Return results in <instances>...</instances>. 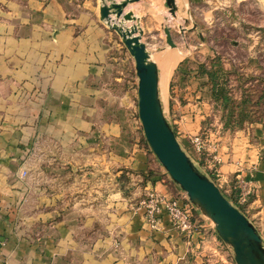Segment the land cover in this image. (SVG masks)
Here are the masks:
<instances>
[{
  "label": "crops",
  "instance_id": "0c3cea01",
  "mask_svg": "<svg viewBox=\"0 0 264 264\" xmlns=\"http://www.w3.org/2000/svg\"><path fill=\"white\" fill-rule=\"evenodd\" d=\"M101 1L0 0V264H190V253L204 243L196 230L189 235L175 230L164 210L151 227L138 207L150 192L172 198L180 190L124 132L130 128L127 117L112 110L107 86L112 33L99 19ZM200 2L175 0L177 11L180 4ZM128 11L139 20L143 42L159 31L165 44L166 0H140ZM173 52L180 51L151 58L159 70L162 105L167 101L169 115L181 120L174 121L178 127L170 122L180 142L200 128L210 107L197 88L207 78L189 72L184 56L161 87L162 56ZM210 135L220 162L214 167L207 156L201 171L210 178L207 171L215 169L224 186L232 178L237 184L243 180L264 204L261 126L233 132L220 127ZM49 159L58 160V222L46 237L26 238L16 226L22 205H43L35 200L42 190L28 167ZM76 168L97 177L100 187H84Z\"/></svg>",
  "mask_w": 264,
  "mask_h": 264
},
{
  "label": "rangeland",
  "instance_id": "374dc122",
  "mask_svg": "<svg viewBox=\"0 0 264 264\" xmlns=\"http://www.w3.org/2000/svg\"><path fill=\"white\" fill-rule=\"evenodd\" d=\"M178 9L174 20L165 21L166 25L171 26L175 49L180 51L173 52L178 56L176 63L184 56L182 59L188 63L189 72H194V75L198 76V63L208 65L211 60L219 57L224 67L231 71L229 76L235 81V95L238 97L239 92L244 89L246 96H249L250 102L247 111L254 117L252 120H256L253 123H247L244 127L261 126L260 157L264 159V106L254 105L260 89L264 88V0H201L199 4L193 6L180 4ZM179 27L185 30L180 31ZM111 33L109 39L110 71L107 81L111 93L110 105L112 110L115 108L117 115L120 113L122 118L127 117L130 128H124V132L131 135L132 141L136 139L138 147L141 146L144 153L147 152L154 159L155 157L144 139L138 118L137 77L134 61L121 43L120 38L114 32ZM159 33V31H153V34L147 36L144 41L150 56L159 55L164 50H170L166 44H163ZM163 39L165 40L164 35ZM237 76L240 77L241 83L243 82L242 89L237 88L238 84L235 80ZM181 85L183 84L177 85L178 90L184 87H180ZM174 86L172 85V91ZM197 88L202 89L210 107V113L203 118L199 129L193 131V134L187 133L186 139L180 138L179 140L180 144H184V150L194 160L197 167L203 171V167L200 166L193 154L187 136L200 134L204 131L215 133L216 129L221 126L222 110L212 101L206 83L200 82ZM163 109L170 122L178 127L174 121L180 122L181 120L178 116L169 115L165 100L163 101ZM88 168L83 167V170L90 172ZM76 170L78 171L76 173L80 175L79 182H83L84 187L86 185L88 189L93 187L92 190L100 187L97 177L92 178L91 173L86 176L81 168H76ZM114 171L115 168H112V185H115ZM161 171L165 172L163 168ZM28 172L32 175V179H35L32 183L36 187H41V196H37L35 200H42L43 205L42 207L39 206L36 201L34 203L29 202L24 207L22 205L16 226L21 236L34 239L43 238L51 234L52 224L58 222V160L51 162L49 159L45 162L32 163L28 167ZM165 176L170 180L166 172ZM125 177L128 176L125 175ZM122 182L127 184L124 179ZM252 194H254L253 201L247 205V211L264 245V204L258 192L252 190ZM79 196L80 200L85 199L83 194ZM32 209L35 210L31 211ZM195 224L196 233L202 235L204 243H201L199 248H195L194 252L190 253V264H235L231 249L219 239L213 225L198 213L195 216Z\"/></svg>",
  "mask_w": 264,
  "mask_h": 264
},
{
  "label": "water",
  "instance_id": "95a60500",
  "mask_svg": "<svg viewBox=\"0 0 264 264\" xmlns=\"http://www.w3.org/2000/svg\"><path fill=\"white\" fill-rule=\"evenodd\" d=\"M140 0L120 3L102 0L99 19L114 32L134 61L137 77V107L144 139L171 182L185 193L194 211L209 221L228 246L235 264H264V245L254 224L238 210L205 173L195 164L177 140L172 124L166 117L159 93V70L152 60L139 20L125 8ZM170 19L176 18L175 0H166ZM126 23H133L127 26ZM196 28V26H194ZM180 31H184L182 27ZM165 44L175 49L168 25L162 27Z\"/></svg>",
  "mask_w": 264,
  "mask_h": 264
},
{
  "label": "trees",
  "instance_id": "16d2710c",
  "mask_svg": "<svg viewBox=\"0 0 264 264\" xmlns=\"http://www.w3.org/2000/svg\"><path fill=\"white\" fill-rule=\"evenodd\" d=\"M230 73L231 71L224 67L218 56L211 60L208 65L204 63L197 64V75L201 77L205 76L207 78L206 85L209 88L211 99L214 101L215 105L220 106L222 110L220 118L221 130L233 132L243 129L247 123H253L256 119L252 120L254 117L247 111L250 100L249 96H246L244 89L239 92L238 97L235 95L234 88L236 87L234 86L236 85L235 81L230 78ZM234 73L238 75L237 72L234 71ZM235 80L238 84L237 88L242 89L243 82L241 83L240 77L237 76ZM254 105L264 106V88L260 89L259 96L254 101ZM174 133L177 137L179 134L177 128H174ZM201 133L205 134L207 132L204 131ZM206 157V153H203L198 157L197 162L201 167H203V162ZM207 174L212 180H216L215 169L207 171ZM237 188L236 180L235 178H232L228 185L223 186L220 191L238 210H240V212L249 218L247 205L253 201L254 194H249L245 199V202L240 204L238 202L239 190ZM195 216L196 213L192 211L191 219L194 224Z\"/></svg>",
  "mask_w": 264,
  "mask_h": 264
},
{
  "label": "built area",
  "instance_id": "2783aa9c",
  "mask_svg": "<svg viewBox=\"0 0 264 264\" xmlns=\"http://www.w3.org/2000/svg\"><path fill=\"white\" fill-rule=\"evenodd\" d=\"M187 137L189 138L190 146L196 158L206 153L214 165L219 164L220 159L217 155V147L212 142L210 132L205 134L198 133ZM24 175L25 173H22V176ZM212 181L219 189L224 186L218 172H216V180ZM237 182V187L239 189L238 202L243 204L247 196L252 193V190L243 180L238 179ZM138 207L144 211L145 220L151 227L157 225L158 217L162 210H164L168 215L171 226L178 232L189 235L196 229L191 219L194 209L188 202L185 193L181 191L178 196L172 198H166L158 193L150 192L141 200Z\"/></svg>",
  "mask_w": 264,
  "mask_h": 264
},
{
  "label": "bare ground",
  "instance_id": "6f19581e",
  "mask_svg": "<svg viewBox=\"0 0 264 264\" xmlns=\"http://www.w3.org/2000/svg\"><path fill=\"white\" fill-rule=\"evenodd\" d=\"M156 13V12H155ZM170 20V18H169ZM177 57L176 54L174 53H167L164 54L162 56V58H164V61H162L163 69L161 71V76H160V85L161 87H163L164 85H166V82L169 78L170 72L172 70V68L174 67V64H176L177 61ZM157 58V57H156ZM160 59V58H159ZM161 63V62H160ZM161 66V65H160ZM161 70V69H160ZM166 87V86H165ZM160 88V87H159ZM161 89V88H160ZM163 89V88H162Z\"/></svg>",
  "mask_w": 264,
  "mask_h": 264
}]
</instances>
